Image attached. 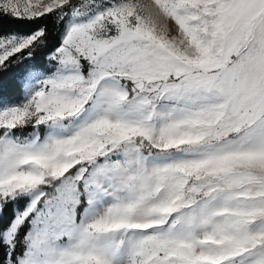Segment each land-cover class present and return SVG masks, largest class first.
<instances>
[{
	"label": "snow or ice",
	"instance_id": "obj_1",
	"mask_svg": "<svg viewBox=\"0 0 264 264\" xmlns=\"http://www.w3.org/2000/svg\"><path fill=\"white\" fill-rule=\"evenodd\" d=\"M0 264H264V0H0Z\"/></svg>",
	"mask_w": 264,
	"mask_h": 264
}]
</instances>
